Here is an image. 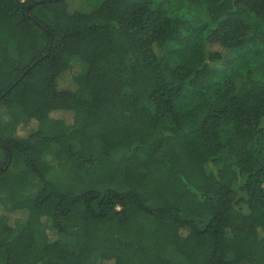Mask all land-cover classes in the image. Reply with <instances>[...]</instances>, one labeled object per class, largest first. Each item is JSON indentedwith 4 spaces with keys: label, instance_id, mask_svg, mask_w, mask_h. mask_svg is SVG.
<instances>
[{
    "label": "trees",
    "instance_id": "1",
    "mask_svg": "<svg viewBox=\"0 0 264 264\" xmlns=\"http://www.w3.org/2000/svg\"><path fill=\"white\" fill-rule=\"evenodd\" d=\"M72 1L0 0V264H264V0Z\"/></svg>",
    "mask_w": 264,
    "mask_h": 264
},
{
    "label": "rangeland",
    "instance_id": "2",
    "mask_svg": "<svg viewBox=\"0 0 264 264\" xmlns=\"http://www.w3.org/2000/svg\"><path fill=\"white\" fill-rule=\"evenodd\" d=\"M70 8L74 11H77V12L87 13L90 11L91 5H90V2H88V0H73L70 4ZM82 72H84L83 66L79 65L76 62H71V73L73 75H77V74H80ZM68 80H69V78H68ZM3 113H4V110L0 109V116L3 115ZM57 116H60V115H57ZM68 121L69 122L71 121V117L69 118ZM19 134H20V132H19ZM16 218H18V215H11L10 222L13 223V221L16 220Z\"/></svg>",
    "mask_w": 264,
    "mask_h": 264
}]
</instances>
